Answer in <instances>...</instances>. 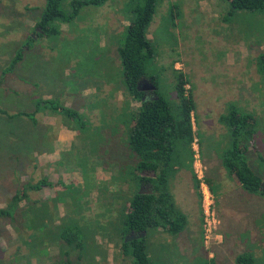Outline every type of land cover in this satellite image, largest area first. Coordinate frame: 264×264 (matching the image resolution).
<instances>
[{"label": "rangeland", "instance_id": "obj_1", "mask_svg": "<svg viewBox=\"0 0 264 264\" xmlns=\"http://www.w3.org/2000/svg\"><path fill=\"white\" fill-rule=\"evenodd\" d=\"M45 1L0 0V68L5 61L8 65L21 46L28 47L13 71L0 75L4 84L0 87V107L10 114L34 112L30 117L35 119L0 113V208L7 206L10 196L23 184L45 177L54 185L42 187L40 197L55 195L36 204L35 221L44 216L47 229L54 232L57 225H76L82 248L62 257L63 241L35 244L29 240L27 235L33 231L27 227L30 214L22 211L28 202L20 201L15 220L0 217V264H65L66 259L78 264V257L92 264L94 255L101 252L97 237L115 239L114 264H131L130 254L117 248L129 195L141 186L136 177L140 157L128 144V113L141 103L126 95L117 48L125 36L132 0H104L85 6L71 23L58 24L59 34L39 37L33 29ZM70 1H61L64 11L70 9ZM170 4L177 7L173 20ZM147 32L154 45L148 70L156 75L158 91L176 118L180 108L175 70H180L188 82L185 89L194 105L192 145L197 147L194 154H198L193 159L202 164L194 169L201 171L215 196L213 207L218 220L216 230L205 238L199 186L201 240L198 237L180 249L179 236L160 237L158 228L150 229L148 255L156 264H235L237 255L250 253L255 264H264V194L242 188L221 164L230 136L220 120L231 107L254 116L252 148L245 157L264 179V72L258 69V57L264 53V8L231 13L226 0H157ZM65 69L70 73L63 74ZM151 90H147L149 95ZM48 91H52L56 103L65 102L88 122L84 131L75 128L72 144L66 146L69 151L57 152L60 160L51 164L46 163L47 153L52 147L63 149L56 138L59 125L76 124L53 111L54 128L44 126L47 118L43 119L35 106L43 98L42 92ZM46 113L52 112L46 109ZM173 155L179 172L177 177L170 175L167 187L181 209L182 197L184 201L188 197L192 202L196 199L195 193H188L191 183L195 189L187 170L192 149L177 140ZM96 172L111 178L96 182ZM114 189L120 190L114 195L117 206L108 208ZM30 193L39 199L38 192ZM65 200L70 206L59 216L57 208ZM65 247L72 249L68 244Z\"/></svg>", "mask_w": 264, "mask_h": 264}, {"label": "trees", "instance_id": "obj_2", "mask_svg": "<svg viewBox=\"0 0 264 264\" xmlns=\"http://www.w3.org/2000/svg\"><path fill=\"white\" fill-rule=\"evenodd\" d=\"M61 1H45L44 8L34 23L35 30L33 29V33L35 36L47 37L59 34V23H71L83 7L104 2V0H71L70 9L64 11L60 6ZM156 1H131L130 20L125 26L123 41L119 40L121 46L117 48L122 84L126 95L129 98L139 100L141 103L138 109L130 110L128 113L131 122L128 144L130 149L140 157L136 166L140 172L136 174V177L139 184L148 183L152 190L151 192H134L129 198L128 211L124 213V228L120 235V248L123 252L130 254L132 257L131 264H156L147 253L146 241L150 229L162 228L170 234H177L186 223V217L174 206L167 184L170 175L175 170L173 163L175 141H183L184 145L191 147L194 105L191 93L185 89L188 82L180 70L176 69L175 89L179 101L178 107L180 108L176 118L171 111L169 102L158 91L156 75L148 70L149 63L154 57V45L152 40L147 37V30L155 12ZM226 1L230 5L231 13L236 10L254 11L264 8V0ZM175 9L177 7L170 4L169 13L172 20L175 16ZM23 57L24 48L22 46L17 50L2 74L13 71ZM258 60V69L264 72V53L259 55ZM144 81L154 85L150 95L147 90L140 89ZM45 108L59 112L70 121L75 122L76 127H72L74 130L76 128L84 131L87 128L88 122L75 109L60 105L54 99H38L35 106L36 112ZM0 113L10 114L5 109H0ZM30 114L33 115L34 112L19 111L9 116L13 118L17 115H24L33 118L30 117ZM124 117L123 123L125 122ZM220 120L226 124L230 136L229 146L225 148L221 156L222 165L229 174L236 177L244 189L251 193L264 194V179L255 173L245 157L248 143H250L255 128L254 116L250 113H240L231 107L226 115L220 117ZM146 172L153 173L154 176L146 175ZM195 177L193 175L197 188L199 187V180ZM53 185L54 183L45 177L35 183L26 182L10 196L7 206L0 208V217L9 216L15 220L14 214L20 209L19 202L27 201L28 205L22 211L23 214L25 211L30 214L27 227L33 231L27 235L29 240L33 239L35 244L42 241H56L57 239L63 241L62 257H68L70 250L82 248L81 240H77L79 239L77 226L73 225L67 228L63 225H57V231L54 232L47 229L49 224L44 216L39 222L35 221L36 204L41 200L32 198L30 192H36L44 186L52 187ZM66 244L72 246V249L65 247ZM64 262L71 264L70 259ZM235 264L255 263L250 253H241L235 257Z\"/></svg>", "mask_w": 264, "mask_h": 264}, {"label": "crops", "instance_id": "obj_3", "mask_svg": "<svg viewBox=\"0 0 264 264\" xmlns=\"http://www.w3.org/2000/svg\"><path fill=\"white\" fill-rule=\"evenodd\" d=\"M32 30V29H31ZM22 47V46H21ZM28 47H26V48H24V56L26 55V53H25V49H27ZM1 52V51H0ZM2 53V52H1ZM1 55L2 54H0V59H1ZM4 56H6V55H4ZM23 59H24V57H23ZM22 59V60H23ZM6 62L7 61H5L4 62V68L2 67V68H0V75H2V71L3 70H5L6 69V67L9 65V63H8V65L7 66H5L6 65ZM0 63H1V61H0ZM65 73H67V74H69L70 73V70L69 69H65L64 70V72H63V74H65ZM2 85H4L1 81H0V87L2 86ZM63 89H66L65 87H63ZM85 92H87V90H84ZM43 94V98H41V99H44V100H47V99H52V97H54L53 95H52V91H48V92H42ZM52 96V97H51ZM81 96H87V95H82L81 94ZM54 99V98H53ZM55 100V99H54ZM63 106H66V103L64 102V104H63ZM66 107H69V106H66ZM0 109H1V107H0ZM46 109L47 108H45V109H41V111L40 112H42V115H41V117L43 118V119H46L45 121L43 120V122L46 124H44L42 121H41V123L42 124H44V126H46V127H48V128H54V121H53V119L55 118L54 117V112H53V110H51V109H49V111L50 112H52V113H50V114H48V113H46ZM131 110V109H130ZM39 111V110H38ZM59 113V112H58ZM228 129V128H227ZM192 130H194L193 129V120H192ZM194 132V131H193ZM76 133V131L74 130V129H72V126L71 125H68V126H66L65 124H60L59 125V128H58V131H57V133H56V135H57V142H58V144H61L62 143V145H60L63 149H61V148H57L56 150L52 147L51 148V152H46L47 153V155H48V159H46L47 161H46V163L47 164H51V163H53V162H55V163H58L59 162V158L56 156V154H57V152H62V153H65V152H68L69 151V149H70V147L67 149V143L70 145V144H72L71 143V140L72 139H74V134ZM228 134H229V130H228ZM228 137V136H227ZM228 141H229V139H228ZM52 146V145H51ZM226 146H229V142H228V144L226 145ZM254 147H255V145H253ZM196 148L197 147H195V144H193L192 145V143H191V149H192V160H191V164H190V167H188V173H190V177H192L193 178V175H195L196 177L195 178H197L198 179V176H197V174H196V172H198L197 170L195 171V169L194 168H196V166H198L199 165V163L200 162H198L197 160H194L193 158H194V156L196 157L198 154H194V150L197 152V150H196ZM251 146H250V143H248V149H247V151H246V153L249 151V150H251ZM49 151V150H48ZM198 162V163H197ZM201 164V163H200ZM222 164V163H221ZM201 166H202V164H201ZM175 168V170H174V172L171 174V176L172 177H175V175H176V177L178 176L177 175V173L179 172V169H177L176 168V166L174 167ZM136 170V169H135ZM138 171V170H137ZM139 173V172H138ZM143 174V173H142ZM146 175H150V176H154V174L153 173H148V172H146L145 173ZM199 174H201V171L199 172ZM229 176H231L234 180H235V182H237L241 187H242V185L238 182V180L236 179V177L234 176V175H232V174H229ZM111 177H108V176H106V175H104L103 176V173L102 174H100V173H97L96 172V174H95V180H96V182H102V180H109ZM199 180V179H198ZM50 181V180H49ZM104 182V181H103ZM168 182H169V180H168ZM204 182H205V180H204ZM206 183V182H205ZM141 186L139 187V191H145V192H151L152 190H151V186L148 184V183H143V184H140ZM207 185V184H206ZM198 188V189H197ZM195 187V189H194V186H193V184L191 183V187L190 188H188L189 190H188V193H190L191 195L193 194V193H195V196H196V199H195V201H191L190 199H189V197L186 199V201H184V197H182L181 199H182V208L180 209V208H177L176 207V203L174 202V200H173V196H172V193H171V191L168 189V191L170 192V194H171V197H172V201H173V203H174V206L186 217V223H185V226L183 227V229L181 230V231H179L177 234H174L175 236H179L178 237V242H180L181 243V247H179L180 249H185L186 247H185V244L184 243H190V242H192V241H194L196 238H198L199 237V239L201 240V229H200V223H201V209H200V198H201V193H200V190H199V187ZM209 188V187H208ZM243 188V187H242ZM209 190H210V192H211V194L214 196V194H213V192H212V190L209 188ZM246 190V189H245ZM37 192H38V194L39 195H37L38 197H39V199L40 200H45V199H50V198H52L55 194H54V192H53V194H49L48 196H46V197H40V191H36V192H33V194H37ZM40 192V193H39ZM120 192V190H116V189H114V191H112L111 190V197L108 199L109 201H108V203H107V207L108 208H111L112 206H117V204H116V202H117V200H116V198H115V194L116 193H119ZM135 191H132L131 193H130V195H129V198L131 197V195L134 193ZM32 196V195H31ZM215 197V196H214ZM32 198H34V197H32ZM37 198V197H36ZM179 200V199H178ZM187 200H188V202H187ZM22 201H25V200H22ZM21 201V202H22ZM20 203V202H19ZM127 203H129V199H128V202ZM28 204V203H27ZM19 205V204H18ZM70 206V203H69V200H65L64 201V203H62V202H60L59 203V208H57V212H58V214H59V216H63L64 215V213H63V211L65 210V209H67L68 207ZM1 208H3V207H1ZM188 213V215H189V219H188V216L185 214V213ZM108 215V214H107ZM112 217H113V215H111ZM111 216H110V218H111ZM109 219V218H108ZM55 224L57 223H59V222H54ZM158 230H159V232L161 233L160 234V237H165L167 234H170V233H168V232H166L165 230H163L162 228H158ZM98 241V242H97ZM97 244H100V245H102L101 246V252H98V253H96L95 255H94V257H93V261L91 260V263L92 264H114V260H113V256L112 255H114L115 253H114V250H113V248L116 246L115 245V239H113L112 241H109V239H102V238H100V237H97ZM121 245V244H120ZM120 245H119V248H117V251H119L120 252V250H121V248H120ZM116 249V248H115ZM98 251H100V249L98 250ZM101 257H102V259H104V261H99V259H101ZM211 258V257H210ZM214 259V258H213ZM213 259H209V257H207V260H213ZM78 264H86V262L84 261L85 259L84 258H82V257H78ZM79 260H81V261H83V262H80ZM66 261H67V259H66ZM72 263V262H71ZM37 264V263H36ZM88 264H89V262H88Z\"/></svg>", "mask_w": 264, "mask_h": 264}, {"label": "built area", "instance_id": "obj_4", "mask_svg": "<svg viewBox=\"0 0 264 264\" xmlns=\"http://www.w3.org/2000/svg\"><path fill=\"white\" fill-rule=\"evenodd\" d=\"M197 176L199 179V186L201 188L202 193V212L204 215V223H203V231L205 233V238H208L209 235L216 230V226L218 223L217 215L213 207V196L202 179V175L197 172Z\"/></svg>", "mask_w": 264, "mask_h": 264}, {"label": "water", "instance_id": "obj_5", "mask_svg": "<svg viewBox=\"0 0 264 264\" xmlns=\"http://www.w3.org/2000/svg\"><path fill=\"white\" fill-rule=\"evenodd\" d=\"M154 85L152 84H148L147 86H140L141 90H148V89H153Z\"/></svg>", "mask_w": 264, "mask_h": 264}, {"label": "flooded vegetation", "instance_id": "obj_6", "mask_svg": "<svg viewBox=\"0 0 264 264\" xmlns=\"http://www.w3.org/2000/svg\"><path fill=\"white\" fill-rule=\"evenodd\" d=\"M141 86H147L146 82H142V85Z\"/></svg>", "mask_w": 264, "mask_h": 264}]
</instances>
